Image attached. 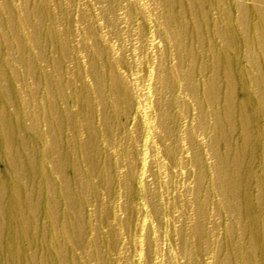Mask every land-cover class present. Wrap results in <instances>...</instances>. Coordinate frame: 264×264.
Returning a JSON list of instances; mask_svg holds the SVG:
<instances>
[{
    "label": "rangeland",
    "instance_id": "rangeland-1",
    "mask_svg": "<svg viewBox=\"0 0 264 264\" xmlns=\"http://www.w3.org/2000/svg\"><path fill=\"white\" fill-rule=\"evenodd\" d=\"M0 264H264V0H0Z\"/></svg>",
    "mask_w": 264,
    "mask_h": 264
}]
</instances>
